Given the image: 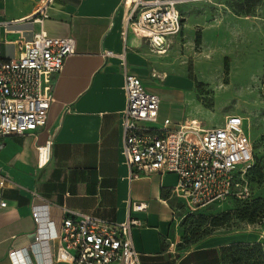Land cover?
Wrapping results in <instances>:
<instances>
[{"label":"crops","instance_id":"obj_1","mask_svg":"<svg viewBox=\"0 0 264 264\" xmlns=\"http://www.w3.org/2000/svg\"><path fill=\"white\" fill-rule=\"evenodd\" d=\"M123 1L51 3L44 29L51 36H73L76 50L53 75L54 99L46 123L26 134L3 137L0 176L6 182L0 193L7 204H0V264H13V249H25L33 264H39L40 257L54 256L55 240L35 245V204H47L51 220L60 225L64 209L125 220L131 201L146 203L145 209L130 212L144 222L133 228L140 264H223L225 237L213 235L193 246L182 239L185 199L173 191L178 176L154 172L133 178L124 161L121 113L126 105L125 71L139 76L148 90L159 94L160 120L169 117L175 125L191 117L184 114L180 95L184 88L195 91V84L175 43L181 34L170 39L165 52H157L131 29L125 33ZM37 3L0 0L3 57H17L19 40L31 39L41 28L29 18ZM124 49L126 65L119 57L102 55L105 50L119 53ZM48 139L50 157L41 166L37 147Z\"/></svg>","mask_w":264,"mask_h":264},{"label":"built area","instance_id":"obj_2","mask_svg":"<svg viewBox=\"0 0 264 264\" xmlns=\"http://www.w3.org/2000/svg\"><path fill=\"white\" fill-rule=\"evenodd\" d=\"M53 1L38 0L29 18L41 28L31 39L19 40L17 57H3L0 44V148L3 137L26 134L46 123L54 99L53 75L76 50L73 36H51L43 27ZM192 1L203 0H124L125 33L131 29L157 52H165L170 39L183 30L179 6ZM126 52L105 50L102 55L119 57L126 65ZM123 89L126 105L121 113V153L131 177L175 173L178 180L173 191L192 211L249 194L246 175L254 159V144L248 124L245 127L247 117L229 114L221 125L211 127L188 117L175 125L169 117L160 120V96L148 90L139 76L125 71ZM37 150L38 164L45 165L51 140ZM5 182L0 176V187ZM0 204H7L1 193ZM48 207H32L37 224L35 245L39 247L44 240L57 242L54 256L40 257L39 264H140L133 228L144 222L130 212L145 209L146 203L131 201L129 215L122 221L64 209L60 225L51 220ZM25 253V249L11 250L13 264H33Z\"/></svg>","mask_w":264,"mask_h":264},{"label":"rangeland","instance_id":"obj_3","mask_svg":"<svg viewBox=\"0 0 264 264\" xmlns=\"http://www.w3.org/2000/svg\"><path fill=\"white\" fill-rule=\"evenodd\" d=\"M179 8L184 28L175 43L195 84V91L181 92L184 114L210 127L221 125L225 114L247 117L254 144L246 175L249 194L195 211L182 205L181 237L188 246L220 235L227 240L222 246L246 242L264 247V0L192 1ZM255 199L263 201L260 208L240 210ZM226 211L228 220L219 226L210 218L203 226L195 221L183 225L188 213L213 217Z\"/></svg>","mask_w":264,"mask_h":264},{"label":"trees","instance_id":"obj_4","mask_svg":"<svg viewBox=\"0 0 264 264\" xmlns=\"http://www.w3.org/2000/svg\"><path fill=\"white\" fill-rule=\"evenodd\" d=\"M246 11H250V7ZM261 205H263L261 199L248 200L245 206H240V210L248 212L252 209L260 208ZM229 214L230 212L226 211L213 217H208L202 214L194 215L188 213L183 225H188L195 221L199 226H203L210 218L214 226H219L228 220ZM221 261L223 264H264V247L260 243L233 242L222 246Z\"/></svg>","mask_w":264,"mask_h":264},{"label":"bare ground","instance_id":"obj_5","mask_svg":"<svg viewBox=\"0 0 264 264\" xmlns=\"http://www.w3.org/2000/svg\"><path fill=\"white\" fill-rule=\"evenodd\" d=\"M128 3H129V1H128Z\"/></svg>","mask_w":264,"mask_h":264}]
</instances>
